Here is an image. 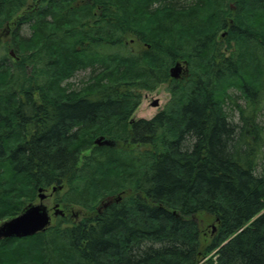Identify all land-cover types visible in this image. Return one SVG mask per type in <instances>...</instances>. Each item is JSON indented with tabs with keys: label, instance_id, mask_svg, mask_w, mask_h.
I'll return each instance as SVG.
<instances>
[{
	"label": "trees",
	"instance_id": "1",
	"mask_svg": "<svg viewBox=\"0 0 264 264\" xmlns=\"http://www.w3.org/2000/svg\"><path fill=\"white\" fill-rule=\"evenodd\" d=\"M11 25L0 222L59 185L86 213L0 239V264H264V0H0ZM176 62L187 72L170 79ZM164 83L163 110L130 122Z\"/></svg>",
	"mask_w": 264,
	"mask_h": 264
},
{
	"label": "rangeland",
	"instance_id": "2",
	"mask_svg": "<svg viewBox=\"0 0 264 264\" xmlns=\"http://www.w3.org/2000/svg\"><path fill=\"white\" fill-rule=\"evenodd\" d=\"M30 3L32 5V2H29V4ZM231 7L233 10L235 9L233 4H231ZM25 9H26V6L23 9V11ZM14 28H15V26L12 27V25H11L10 29L8 26H5L4 28H2L0 30L1 33L4 30H7L6 38L0 40L3 44L6 42H9V39L7 36L8 35H9V37L11 36L10 34L14 30ZM224 32H226L225 29H224V31L219 32V34L224 36V34H225ZM19 35L22 37H28L30 35V30H29L27 25L24 24V25L19 27ZM224 40L222 42H224ZM127 46L134 52H138L142 49V47L140 45H138L137 42H135V41L132 42V41H130V39H128ZM116 50L117 49H112V51H116ZM13 62H14V60H13ZM182 69H185V66L183 64H182ZM27 71L30 72V68H27ZM182 71H184V70H182ZM185 74H186V71H185ZM180 75L182 76V74H180ZM89 76H90L89 70L80 71V72L76 73L68 82L72 84L73 90H79L82 87H84L82 85L83 82L86 81V84H87V82H89ZM181 76H180V78H181ZM91 81H92V79H90V82ZM169 98H170V96H169V93L167 92V83L158 85L152 91H141V98L139 101V105L136 107V109L134 110V112L132 113V115L130 116L129 119L130 120L133 119V121H138L141 119L142 120L151 119L152 117H154L156 114H158L160 111L163 110L165 104L169 101ZM154 101H157V103H158L156 107L152 106V103ZM237 103L241 106H244L245 101L240 98L237 100ZM233 120L234 121L237 120V113L236 112L233 113ZM257 121L264 128V110L259 112ZM103 138H104V140H106L110 143L108 146H118L116 141L111 140L107 137H103ZM101 146H107V145H101ZM85 152H86V154H88L89 150H87ZM50 188L51 187L47 188V190H46L47 195L45 194L46 196H50V197L47 200L42 201V203L48 209L49 215L51 216L49 226L54 225L57 221V218H56L57 216L56 217L53 216V207L56 204L58 205V208L63 211L64 215L67 217L68 220L78 221L80 219V217L82 216V214L86 213L84 208H82L80 206H76V205H69V206H66L63 208V204L60 201V198L65 193L66 188H63L62 190L54 192V193H51ZM125 196H126V194H124V195L121 194V195L115 196V198L117 197L118 200H121V197L123 198ZM107 200H110V199H107ZM30 203H32V204H38L39 203V200L37 198V194H36V198ZM100 204H101L100 202H99V204H96L95 208L99 207Z\"/></svg>",
	"mask_w": 264,
	"mask_h": 264
},
{
	"label": "water",
	"instance_id": "3",
	"mask_svg": "<svg viewBox=\"0 0 264 264\" xmlns=\"http://www.w3.org/2000/svg\"><path fill=\"white\" fill-rule=\"evenodd\" d=\"M182 64L185 66V69H182ZM182 64L181 62H176L169 68L168 73L171 79H178L182 70H184V72L187 71L185 63L182 62ZM157 104V101H154L152 106L156 107ZM94 144L97 146H108L110 143L100 136L94 140ZM55 191L56 187H53L52 192ZM37 198L39 200L38 204L29 203L21 210L18 215L0 223V239H20L35 235L39 232H43L49 227L51 216L49 215L46 206L42 203V201L46 198L42 188L38 189ZM63 215V211L58 208V205H55L53 207V216L62 217Z\"/></svg>",
	"mask_w": 264,
	"mask_h": 264
},
{
	"label": "bare ground",
	"instance_id": "4",
	"mask_svg": "<svg viewBox=\"0 0 264 264\" xmlns=\"http://www.w3.org/2000/svg\"><path fill=\"white\" fill-rule=\"evenodd\" d=\"M90 81V80H89ZM67 84V83H66ZM61 85V84H60ZM83 85V84H82ZM109 137V136H108ZM137 138V137H136ZM118 144V143H117ZM120 145V144H119ZM108 147V146H107ZM114 147V146H113ZM131 147V146H130ZM53 187H56V191L55 192H57V191H60V190H62V188H63V186L62 185H59V186H52L51 188H50V190H51V193H54V192H52V188ZM60 187V188H59ZM40 188H42V187H40ZM39 189V188H38ZM43 189V193L44 194H46V190L47 189H45V188H42ZM37 195H38V190H37ZM47 195V194H46ZM57 218V217H56Z\"/></svg>",
	"mask_w": 264,
	"mask_h": 264
},
{
	"label": "flooded vegetation",
	"instance_id": "5",
	"mask_svg": "<svg viewBox=\"0 0 264 264\" xmlns=\"http://www.w3.org/2000/svg\"><path fill=\"white\" fill-rule=\"evenodd\" d=\"M3 34H5V32H3ZM9 54H10L11 58L14 60V59H15V55H14L11 51H9ZM183 74H184V73H183ZM183 74H182V75H183ZM183 76H184V75H183ZM129 120H130V119H129ZM130 122H133V119H131ZM49 197H50V196H47L44 200H47ZM110 200H115V201H117L118 199H117V197H116V198H113V199H110Z\"/></svg>",
	"mask_w": 264,
	"mask_h": 264
}]
</instances>
